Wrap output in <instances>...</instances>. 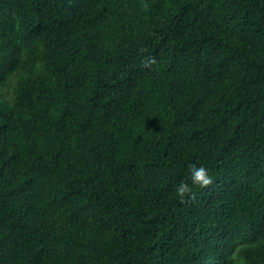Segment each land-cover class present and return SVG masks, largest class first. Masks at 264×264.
Listing matches in <instances>:
<instances>
[{"label": "trees", "instance_id": "16d2710c", "mask_svg": "<svg viewBox=\"0 0 264 264\" xmlns=\"http://www.w3.org/2000/svg\"><path fill=\"white\" fill-rule=\"evenodd\" d=\"M0 264H264V0H0Z\"/></svg>", "mask_w": 264, "mask_h": 264}, {"label": "clouds", "instance_id": "9594fccd", "mask_svg": "<svg viewBox=\"0 0 264 264\" xmlns=\"http://www.w3.org/2000/svg\"><path fill=\"white\" fill-rule=\"evenodd\" d=\"M155 61H153L154 63ZM189 176L188 180L191 181L189 184L186 180H181L179 184L176 186V194L177 196L183 200L186 196L193 193V185H198L200 187H207L212 184V178L209 175V171L203 165L199 167L196 164H190L188 166Z\"/></svg>", "mask_w": 264, "mask_h": 264}]
</instances>
